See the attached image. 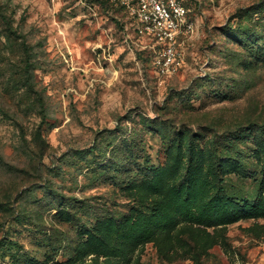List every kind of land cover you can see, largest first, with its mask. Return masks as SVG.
Wrapping results in <instances>:
<instances>
[{
	"label": "rangeland",
	"instance_id": "obj_1",
	"mask_svg": "<svg viewBox=\"0 0 264 264\" xmlns=\"http://www.w3.org/2000/svg\"><path fill=\"white\" fill-rule=\"evenodd\" d=\"M159 75L120 13L0 0V264H264V0H192Z\"/></svg>",
	"mask_w": 264,
	"mask_h": 264
},
{
	"label": "built area",
	"instance_id": "obj_2",
	"mask_svg": "<svg viewBox=\"0 0 264 264\" xmlns=\"http://www.w3.org/2000/svg\"><path fill=\"white\" fill-rule=\"evenodd\" d=\"M132 36L144 42L159 75H173L182 66L181 39L195 32L187 0H108Z\"/></svg>",
	"mask_w": 264,
	"mask_h": 264
},
{
	"label": "trees",
	"instance_id": "obj_3",
	"mask_svg": "<svg viewBox=\"0 0 264 264\" xmlns=\"http://www.w3.org/2000/svg\"><path fill=\"white\" fill-rule=\"evenodd\" d=\"M88 2H90L91 4H92V6H94L95 8H100V7H104V8H112V6L110 5V3L108 2V0H87ZM192 2V0H187V3H186V5H187V7L190 9L189 10V15L191 16V18H192V15H191V8H190V6H189V4ZM193 19V18H192ZM122 24V27L124 28V25H123V23H121ZM146 52V54H147V58H148V62H149V64L151 65L152 64V66H153V63H152V56H151V54H150V52L148 51V50H146V49H143L141 52Z\"/></svg>",
	"mask_w": 264,
	"mask_h": 264
}]
</instances>
